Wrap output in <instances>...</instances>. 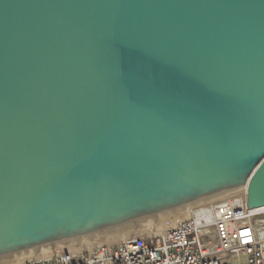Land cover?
I'll return each instance as SVG.
<instances>
[{"label": "water", "instance_id": "obj_1", "mask_svg": "<svg viewBox=\"0 0 264 264\" xmlns=\"http://www.w3.org/2000/svg\"><path fill=\"white\" fill-rule=\"evenodd\" d=\"M238 189L264 207V0H0V258Z\"/></svg>", "mask_w": 264, "mask_h": 264}, {"label": "built area", "instance_id": "obj_2", "mask_svg": "<svg viewBox=\"0 0 264 264\" xmlns=\"http://www.w3.org/2000/svg\"><path fill=\"white\" fill-rule=\"evenodd\" d=\"M246 190L189 206L162 230L82 250L70 244L19 264H264V207L247 209Z\"/></svg>", "mask_w": 264, "mask_h": 264}, {"label": "bare ground", "instance_id": "obj_3", "mask_svg": "<svg viewBox=\"0 0 264 264\" xmlns=\"http://www.w3.org/2000/svg\"><path fill=\"white\" fill-rule=\"evenodd\" d=\"M233 192L234 191H230V192H227V193H224V194H221V195H217V196L211 197L209 199H206L205 201H211L213 199L223 198V197H225V196H227V195H229V194H231ZM202 201L205 202L204 200H202ZM202 201H199L197 203H202ZM197 203H194V204H197ZM191 205H193V204H191ZM191 205H187V206L178 208L177 210L173 211L174 213L168 214V215H166L164 217H161L159 219L160 221H159V223L157 225H159L161 227V229H163V228L165 229V227L166 226L169 227V225H171V223L173 225V223H175L179 219L187 217L188 216V212H189V206H191ZM143 224H145V223H143ZM143 224H141V225L139 224L138 227L142 228ZM158 229H160V228H158ZM112 230H114V231H112ZM112 230H108V231H112V232H109L108 235H104L103 236V240H107V239H109L111 237H115V236H118V235L119 236L121 235V237H122V234H123L124 230H121L119 228H116V230L115 229H112ZM104 232H107V231H104ZM93 240H96V237L81 238V240H79V241H82V242L85 241V243H87V244L89 243L90 244L91 242H93ZM71 241H73V240H68V241L61 242V243H58V244H55V245H48V246L40 247L37 250H29V251L22 252V253H19V254H16V255H12L11 259H8V260H1L0 259L1 260L0 264H13V263L14 264L18 263L19 264V263H21L23 261H27V260L31 259L32 257H35V258H47V257H50L52 255V253L56 249L65 248V247L69 246L70 244H75V242H71ZM83 245H85V244L83 243Z\"/></svg>", "mask_w": 264, "mask_h": 264}, {"label": "rangeland", "instance_id": "obj_4", "mask_svg": "<svg viewBox=\"0 0 264 264\" xmlns=\"http://www.w3.org/2000/svg\"><path fill=\"white\" fill-rule=\"evenodd\" d=\"M220 199V198H219ZM213 200H218V198L217 199H213ZM205 201V200H204ZM203 202V201H202ZM175 210H177V209H175ZM175 210H171V211H168V212H165V213H162V214H159V215H156V216H154V217H151V218H147V219H144V220H140V221H137V222H132V223H128V224H126V225H122V226H120V227H118L119 229H121V230H124V232H123V234H122V237H121V235L119 236H115V237H111V238H109V239H107V240H103V236L104 235H108L109 234V232H112V231H114V230H112V231H107V232H98V233H95V234H92V235H88V236H85V237H81V238H88V237H96V240H93V242H91L90 244L88 243H85V241H79V240H81V238H77V239H73V241H71V242H75V244H73V245H75L77 248H80V249H82V250H85V249H87V248H91L92 246H94V245H96V244H98V243H109V244H116V243H118L121 239H123V238H125V237H127V236H131V235H134V234H137V233H141V232H143V231H149V230H155V229H158V228H160L161 229V227L159 226V225H157L158 223H159V219L161 218V217H164V216H166V215H168V214H172V213H174L173 211H175ZM143 223H145V224H143ZM141 225V224H143V226H142V228H140V227H138V225ZM174 224V223H173ZM171 225H172V223H171ZM171 225H169V227L171 226ZM168 226H166L165 228H167ZM115 230H116V228H114ZM143 229V230H142ZM160 229H158V230H160ZM164 229V228H163ZM162 230V229H161ZM127 232V233H126ZM79 242H78V241ZM116 240V241H115ZM95 241V242H94ZM83 243L85 244V245H83ZM14 257V256H13ZM5 258V259H4ZM4 258H0L1 260H8V259H11L12 257L11 256H8V257H4ZM32 258H35V257H32ZM0 260V261H1ZM14 264V263H13ZM18 264V263H17Z\"/></svg>", "mask_w": 264, "mask_h": 264}]
</instances>
